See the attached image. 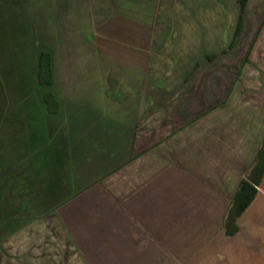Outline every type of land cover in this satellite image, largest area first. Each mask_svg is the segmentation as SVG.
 <instances>
[{
  "label": "crops",
  "instance_id": "obj_1",
  "mask_svg": "<svg viewBox=\"0 0 264 264\" xmlns=\"http://www.w3.org/2000/svg\"><path fill=\"white\" fill-rule=\"evenodd\" d=\"M161 1L0 0V264H264V0Z\"/></svg>",
  "mask_w": 264,
  "mask_h": 264
},
{
  "label": "rangeland",
  "instance_id": "obj_2",
  "mask_svg": "<svg viewBox=\"0 0 264 264\" xmlns=\"http://www.w3.org/2000/svg\"><path fill=\"white\" fill-rule=\"evenodd\" d=\"M41 6H43V0H39ZM190 2L193 0H162L161 1V7L163 8L161 11L162 17L160 19V24L158 25V30L159 31H168L170 32V34H172L174 31H179L181 25L176 23V18L178 17L179 13V9L180 6L183 4V2ZM218 1V5L213 4L211 7L208 8V21L204 24H206V27L208 28V33L211 34L213 32H217L219 26H220V21H221V15L224 14L222 13V11L224 9H226V7H228L229 9V13L232 15V12L234 11V8L232 7V2L236 1V0H216ZM39 3V2H38ZM40 4L39 7L37 8L39 11L41 10L39 16H38V24H39V28H38V36L39 37H45V18H44V9L40 8ZM255 6L258 5L256 3H254ZM209 5V4H208ZM220 5L223 6V10L221 9ZM256 11H259L258 7L254 8H250L247 12V15L252 18L255 14H259L256 13ZM178 13V14H177ZM176 19V20H175ZM185 30V29H184ZM38 37V42L43 44V40H40V38ZM41 41V42H40ZM172 39L170 40H165L164 43H166L164 45L167 46L168 43H171ZM159 54V53H158ZM157 54V55H158ZM29 213V212H28ZM22 220H20V223L25 221V215H22L20 217Z\"/></svg>",
  "mask_w": 264,
  "mask_h": 264
},
{
  "label": "trees",
  "instance_id": "obj_3",
  "mask_svg": "<svg viewBox=\"0 0 264 264\" xmlns=\"http://www.w3.org/2000/svg\"><path fill=\"white\" fill-rule=\"evenodd\" d=\"M248 1L249 0H241V3L243 6H245ZM50 72H51V56L49 53L42 51L38 57V80L41 84H44L46 80L49 81ZM248 202L249 199L246 200L245 206L248 204Z\"/></svg>",
  "mask_w": 264,
  "mask_h": 264
}]
</instances>
